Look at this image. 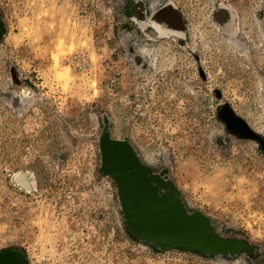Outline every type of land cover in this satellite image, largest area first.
<instances>
[{"label": "rangeland", "instance_id": "obj_1", "mask_svg": "<svg viewBox=\"0 0 264 264\" xmlns=\"http://www.w3.org/2000/svg\"><path fill=\"white\" fill-rule=\"evenodd\" d=\"M0 19V252L26 264H264V0H0ZM244 128L256 138L234 132ZM104 132L217 234L257 251L135 238L101 169Z\"/></svg>", "mask_w": 264, "mask_h": 264}, {"label": "water", "instance_id": "obj_2", "mask_svg": "<svg viewBox=\"0 0 264 264\" xmlns=\"http://www.w3.org/2000/svg\"><path fill=\"white\" fill-rule=\"evenodd\" d=\"M4 34L5 29L0 31ZM234 132L256 138L245 128ZM100 153L102 172L115 182L126 228L135 238L159 250L177 248L204 256L252 255L257 251L244 239L217 234L212 221L199 211H190L172 180L144 165L128 142L104 132ZM2 262L22 264L6 256Z\"/></svg>", "mask_w": 264, "mask_h": 264}, {"label": "flooded vegetation", "instance_id": "obj_3", "mask_svg": "<svg viewBox=\"0 0 264 264\" xmlns=\"http://www.w3.org/2000/svg\"><path fill=\"white\" fill-rule=\"evenodd\" d=\"M3 29H4V25L0 19V31H2ZM4 256H6V258L9 260L17 259L20 263L26 264L25 261L23 260V258L17 253L2 251V252H0V261L2 260V258H4ZM1 264H4V263L2 262Z\"/></svg>", "mask_w": 264, "mask_h": 264}, {"label": "bare ground", "instance_id": "obj_4", "mask_svg": "<svg viewBox=\"0 0 264 264\" xmlns=\"http://www.w3.org/2000/svg\"><path fill=\"white\" fill-rule=\"evenodd\" d=\"M158 17V16H157ZM159 20V19H158ZM156 21V20H155ZM152 26L154 27V29H156V31H158V32H160L161 31V33H165L166 31H165V29L167 28L166 26H164V25H159L158 23H156V22H154V20L152 19ZM153 29V28H152Z\"/></svg>", "mask_w": 264, "mask_h": 264}]
</instances>
